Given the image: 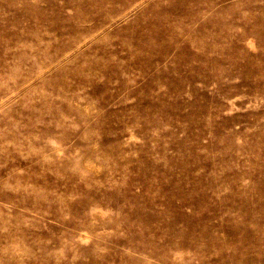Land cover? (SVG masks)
<instances>
[{
  "label": "rangeland",
  "instance_id": "obj_1",
  "mask_svg": "<svg viewBox=\"0 0 264 264\" xmlns=\"http://www.w3.org/2000/svg\"><path fill=\"white\" fill-rule=\"evenodd\" d=\"M0 264H264V0H0Z\"/></svg>",
  "mask_w": 264,
  "mask_h": 264
}]
</instances>
